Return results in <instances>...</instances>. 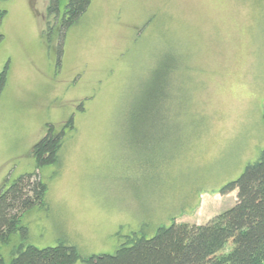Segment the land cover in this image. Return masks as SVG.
<instances>
[{"label": "rangeland", "instance_id": "rangeland-1", "mask_svg": "<svg viewBox=\"0 0 264 264\" xmlns=\"http://www.w3.org/2000/svg\"><path fill=\"white\" fill-rule=\"evenodd\" d=\"M67 1L47 23L48 0H0V189L33 172L47 185L25 234L0 243L5 264L19 243L112 254L173 220L204 223L264 149V0H92L61 31ZM155 88L174 115L152 124ZM69 120L59 162L36 169L33 145Z\"/></svg>", "mask_w": 264, "mask_h": 264}, {"label": "trees", "instance_id": "trees-1", "mask_svg": "<svg viewBox=\"0 0 264 264\" xmlns=\"http://www.w3.org/2000/svg\"><path fill=\"white\" fill-rule=\"evenodd\" d=\"M59 1L48 0L47 23L58 17ZM91 1L68 0L61 17V31L77 23ZM4 15L5 10H0V23ZM176 67L177 64H172L168 69L174 72ZM4 79L5 71H1L0 83ZM155 91L156 88L149 94L152 106L158 108L155 105L162 104V111L155 115L157 119L149 112L146 121L152 124L163 122V119L168 121L174 115L171 95L162 97L160 92ZM139 111L136 121L140 118L142 121ZM262 116L264 119V103ZM68 126L72 127V120L53 133V126L49 125L46 133L33 145L36 169L59 162L64 128ZM46 190L47 185L37 172L21 174L0 189V243H7L17 231L25 234L26 227L21 224V216L34 206L44 205ZM231 191L235 192L233 205L206 222L173 220L168 226L157 227L150 237L132 234L112 254L82 256L74 245L66 243L46 247L19 243L12 249L8 264H76L78 260L84 264H263L264 149L237 178L221 187L220 194ZM227 245L230 248L224 251ZM0 264H5L1 256Z\"/></svg>", "mask_w": 264, "mask_h": 264}, {"label": "flooded vegetation", "instance_id": "flooded-vegetation-1", "mask_svg": "<svg viewBox=\"0 0 264 264\" xmlns=\"http://www.w3.org/2000/svg\"><path fill=\"white\" fill-rule=\"evenodd\" d=\"M3 71H5V69Z\"/></svg>", "mask_w": 264, "mask_h": 264}]
</instances>
